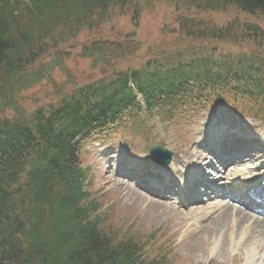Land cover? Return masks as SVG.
<instances>
[{"label": "trees", "instance_id": "1", "mask_svg": "<svg viewBox=\"0 0 264 264\" xmlns=\"http://www.w3.org/2000/svg\"><path fill=\"white\" fill-rule=\"evenodd\" d=\"M153 1L161 0H0V264H167L161 256L148 260L143 244L130 235L119 240L108 233L106 220L97 216L100 204L83 191L81 142L115 125L135 106L125 80L76 87L64 95L65 85H74L68 78L57 87V104L26 112L21 103L22 93L51 79L61 55L49 53L59 45L102 23L111 10L130 8L132 20L139 21L140 4ZM171 1L184 11L233 10L244 16L247 21L234 18L220 27L193 24L183 16L178 23L187 38L237 42L248 50L237 49L241 54L234 60L217 61L222 72L212 74L207 63L214 64L213 59L201 57L189 60L188 71L178 67L160 79L152 75L137 88L147 105L162 96L164 106H172L167 114L173 120L187 105L178 98L200 83L242 79L252 85L249 95L264 84V29L253 22H264V0ZM91 51L95 62L103 63L123 50L108 43L93 44ZM202 65L206 68L198 71Z\"/></svg>", "mask_w": 264, "mask_h": 264}, {"label": "rangeland", "instance_id": "2", "mask_svg": "<svg viewBox=\"0 0 264 264\" xmlns=\"http://www.w3.org/2000/svg\"><path fill=\"white\" fill-rule=\"evenodd\" d=\"M110 12L112 17L109 20L90 31L83 30L80 34L77 33L74 42L66 40L63 46L59 45L57 50L52 52V55L55 52L60 53L61 67L54 69L49 81H42L22 94L21 103L26 112H31L39 106L56 103L57 87L66 83L68 78L75 85H65L64 95L75 87L88 85L106 74H111L113 70L125 67V63L128 62H136L135 67L153 60L159 64H169L172 60L170 55L178 52H182L183 55L193 54L191 59L213 55L217 62L226 57L234 60L241 54L237 49L248 50L245 45H239L237 42L218 44L212 40L187 38L184 27L178 23L179 16H183L193 24L205 21L211 26L220 27L227 25L230 19L242 16L233 10L225 13L187 9L184 11L177 8L171 0L142 2L136 29L130 24L132 20L130 8ZM253 22L259 23L258 26L264 29V22ZM98 39L102 42L112 41L121 44L123 51L119 55L115 54V59L105 60L106 65L110 67L98 65L93 69L91 60L78 58L81 46ZM120 57H124L125 60L122 61ZM42 61L47 62L48 59ZM229 65L233 74L235 68L230 63ZM217 66L210 65L212 73L222 70L223 67L220 69ZM204 68L206 66H202L200 71ZM228 83L229 87L225 89L223 84H207L203 89L196 87L192 93V100L195 101L198 95H201L200 99H203V102L198 105L192 102L194 107L187 109L190 115L188 117H179L172 123L165 121L162 116L165 115L164 112L131 113L134 116L133 120L125 119L118 127L111 128L114 131L112 134L98 135L99 144L97 139H91L83 146L84 167L90 171L89 181L85 183L83 191L89 192L91 198L100 204L97 216L106 220L104 222L108 233L115 234L119 240L125 238L123 237L125 234L130 235L134 240L141 243L144 241L150 249L153 246L162 247L164 251L160 255L165 257L167 264H249L246 263L248 252L235 250L230 252L217 238L212 240L213 234L209 239L205 237L202 229L210 226L209 216L193 217L191 214L193 212L178 211L160 199L156 198V202H153L151 197L148 198L143 193L135 194L126 189V186L120 187L123 181L116 178L113 170L110 172L104 170L111 160L118 158L117 152L123 149L127 160L130 159L138 168L146 167L149 161V148L160 146L173 154L172 175L180 176L177 170L183 167L184 160H188L185 154L191 153L198 142L205 141L206 135L215 129L212 124H217L222 119L226 122L230 118L229 122H232L240 135L247 136L248 132H251L255 137L256 129H261L264 135V121L258 123L243 116V112H246L245 105L251 107V104H247L242 97V82L231 77ZM217 98L226 102L228 106L216 105ZM262 106L261 102H257V108L261 109L262 113L260 118L264 120ZM98 151L107 153L109 159L105 160L99 156ZM189 162L190 160L187 163ZM193 163L192 160L189 165ZM216 188H219V184L213 186V190ZM152 239H157V242L152 243ZM224 240V244L229 240L233 244L236 243L235 236L231 237V228L224 234ZM252 246L257 245L252 243ZM150 249H147L149 255L159 258L160 255L153 254ZM257 250L259 251L253 252L252 256L258 259L256 264H264L259 259L264 250L259 247Z\"/></svg>", "mask_w": 264, "mask_h": 264}, {"label": "bare ground", "instance_id": "3", "mask_svg": "<svg viewBox=\"0 0 264 264\" xmlns=\"http://www.w3.org/2000/svg\"><path fill=\"white\" fill-rule=\"evenodd\" d=\"M221 122H219V124ZM196 146L197 145L195 144L194 150L191 153H186L185 155L188 156V160H196L198 162H202L204 161L203 156L199 151V147ZM203 164L206 165L208 163L203 162ZM231 172L236 178H239L242 175H246L244 171H239L236 169H232ZM106 182L108 183V181ZM152 201L156 202V199L152 198ZM216 208V205H205V207L197 206L195 208V211L192 213V216L199 217L203 214L210 215ZM244 210H233L228 206H225L223 208L218 207L215 211V216L209 217V220L211 222L210 226L207 228L204 227L202 229V232L205 234V237L207 239H209L213 234L214 238L212 240H216L215 238H217L222 245L228 247L230 252H233L234 250L239 252H248L249 256L246 257V263L256 264L257 259L252 256V253L254 251H257L258 247L264 250V219L256 216H251ZM228 228H231V237L235 236L236 243L234 244L230 240L224 244V234L227 232ZM252 243L256 244L257 246H252ZM224 251L227 252L226 250Z\"/></svg>", "mask_w": 264, "mask_h": 264}, {"label": "water", "instance_id": "4", "mask_svg": "<svg viewBox=\"0 0 264 264\" xmlns=\"http://www.w3.org/2000/svg\"><path fill=\"white\" fill-rule=\"evenodd\" d=\"M149 154H150L152 160H155V159L157 160V158L159 156H166L167 158L170 157V153H168V152H166L160 148L151 149Z\"/></svg>", "mask_w": 264, "mask_h": 264}]
</instances>
